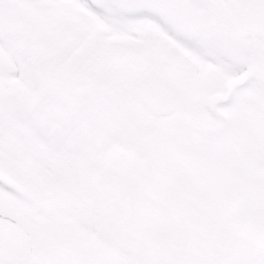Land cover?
I'll list each match as a JSON object with an SVG mask.
<instances>
[{"label": "snow or ice", "instance_id": "6c2138e0", "mask_svg": "<svg viewBox=\"0 0 264 264\" xmlns=\"http://www.w3.org/2000/svg\"><path fill=\"white\" fill-rule=\"evenodd\" d=\"M0 264H264V0H0Z\"/></svg>", "mask_w": 264, "mask_h": 264}, {"label": "bare ground", "instance_id": "6f19581e", "mask_svg": "<svg viewBox=\"0 0 264 264\" xmlns=\"http://www.w3.org/2000/svg\"><path fill=\"white\" fill-rule=\"evenodd\" d=\"M161 64H162V69L164 68H167L166 66L168 65V61L166 58H162L161 60ZM175 68H180V65H175ZM182 73V75L185 77V79L189 82H192V80H194V78L196 76H198V73L191 67H188V68H183L181 71H179ZM199 77V76H198ZM224 225H227L225 224V222L223 223ZM227 226H230V225H227ZM231 228L233 229H236L235 232H238L236 234V236L238 238L241 239V244L245 242L246 240V236H245V233L243 232V230H241L239 227L235 226V225H231L230 226Z\"/></svg>", "mask_w": 264, "mask_h": 264}, {"label": "rangeland", "instance_id": "374dc122", "mask_svg": "<svg viewBox=\"0 0 264 264\" xmlns=\"http://www.w3.org/2000/svg\"><path fill=\"white\" fill-rule=\"evenodd\" d=\"M159 63L162 66L161 61H159ZM173 67H174V65H173ZM165 73H167V68L162 69V67H161V74H165ZM177 75L180 79H184L183 76L179 75V72L177 73ZM213 214L217 216L219 223H220L221 231L230 239L232 246L240 245L241 239L236 236V234L238 233V232H235L236 229H233L230 226L224 225L223 224L224 219L221 215H219L217 213H213Z\"/></svg>", "mask_w": 264, "mask_h": 264}, {"label": "water", "instance_id": "95a60500", "mask_svg": "<svg viewBox=\"0 0 264 264\" xmlns=\"http://www.w3.org/2000/svg\"><path fill=\"white\" fill-rule=\"evenodd\" d=\"M208 221H209V223L212 225V227H213V229H214V231H215L216 238H217L218 242H219L221 245H223V246H228V247H230L227 238H226L225 236H223V235L220 233V231H219V229H218V226H217V224H216V221H215L213 218H211L210 215H208Z\"/></svg>", "mask_w": 264, "mask_h": 264}]
</instances>
